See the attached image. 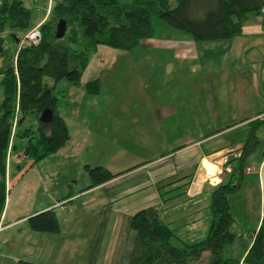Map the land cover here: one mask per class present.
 <instances>
[{"label":"crops","instance_id":"obj_1","mask_svg":"<svg viewBox=\"0 0 264 264\" xmlns=\"http://www.w3.org/2000/svg\"><path fill=\"white\" fill-rule=\"evenodd\" d=\"M51 2L36 26L48 17ZM162 27V36L155 33L130 51L99 45L80 84L59 95L58 111L68 124L71 140L58 152L71 157L74 166L78 161L85 166L92 161L82 154L84 148L95 150L97 155L102 150L106 161L97 164L119 175L88 189L89 179L78 189V175L72 171L61 181L55 178L52 184L54 176L25 157L27 144L19 142L21 146L9 152L8 193L0 222V264H15L19 259L78 264V245L85 244L89 236L94 253L91 264H97L99 258L101 264H128L136 236L131 218L150 206L157 207L173 228L188 227L187 235L193 240L208 233L210 220L204 219L205 210L209 213V194L224 178L228 161L241 153L249 123L258 117L264 120V9L248 17L240 35L226 40L196 41L187 32ZM131 51L159 54L156 58L160 57L163 78H140L138 84L148 87L150 93L132 94L134 91L127 89V96L120 93L123 85L132 86L136 80L109 77L105 94V70L112 71ZM163 52L170 59L164 60ZM93 80L101 82L99 93L87 91L86 84ZM78 99L94 103L87 114L90 120L81 122L82 126L90 124L94 134L90 143L78 138V125L75 135L71 127L70 121L78 115ZM205 164L216 165L217 173L209 174ZM248 168L252 170H246V175L253 180L249 188L262 197L264 153L255 155ZM188 181L187 193L168 201L161 196L162 191ZM168 183L172 184L159 189ZM46 185L60 187L61 195L45 192ZM173 194L171 191L167 197ZM182 198L186 200L180 202ZM78 200H82L84 212L95 211L98 220L78 219ZM50 208L57 212L60 230H32L28 218ZM258 224L256 221L254 227Z\"/></svg>","mask_w":264,"mask_h":264},{"label":"trees","instance_id":"obj_2","mask_svg":"<svg viewBox=\"0 0 264 264\" xmlns=\"http://www.w3.org/2000/svg\"><path fill=\"white\" fill-rule=\"evenodd\" d=\"M264 9V0H52L50 13L40 24L42 39L37 44L21 46L13 55L1 46L0 57L5 68L3 74L4 98L0 102V222L7 199V163L9 152L16 147V137L26 138L25 157L34 163L58 152L71 140L68 124L58 111L59 81L67 79L80 84L81 77L99 45L130 51L145 39L155 35L153 15L169 26L187 32L196 41H215L234 38L242 33L245 21L251 14ZM31 9L22 0H0V32L6 28L25 29L31 25ZM65 19L67 30L62 38L56 37L57 23ZM48 78L52 82L48 81ZM90 94L100 92V80L86 84ZM45 108L54 110L50 122H43L40 114ZM32 115L37 125L24 126ZM260 117L248 125L247 137L241 153L228 161L230 169L211 190L207 235L197 241L180 238L182 246L172 239L177 232L164 221L155 206L136 212L131 228L136 236L128 264H264V192L260 204L259 224L246 236H251L249 248L242 258L225 257L224 249L238 237L233 229L235 217L230 196L244 183L249 158L258 147ZM91 178L87 187L104 184L117 175L103 165H86ZM190 181L162 191L168 201L187 193ZM172 183L164 184V187ZM86 188V189H87ZM174 191L170 197L167 195ZM32 230L58 232L60 230L55 208L40 211L28 218ZM15 264H41L19 259Z\"/></svg>","mask_w":264,"mask_h":264},{"label":"rangeland","instance_id":"obj_3","mask_svg":"<svg viewBox=\"0 0 264 264\" xmlns=\"http://www.w3.org/2000/svg\"><path fill=\"white\" fill-rule=\"evenodd\" d=\"M25 5H27L31 9V25L34 27L36 26L43 18L45 13L48 10V5H49V0H22ZM58 1V0H56ZM124 3L129 2L130 0H121ZM152 23L155 29V33L157 36H162L163 32V27L164 28H169L168 26L162 19H160L158 16L153 15L152 17ZM162 24V25H161ZM164 24V25H163ZM172 29V27H170ZM174 32H181L177 29H172ZM26 30H17L13 28H6L4 31L0 32V53H1V46H3L6 50H9V55H13L19 45V42H17V38L23 39L26 35ZM165 35V34H164ZM168 39V37L166 38ZM144 55H142L139 52H133L129 53V55H125L123 58H121L118 62L117 65H115V68L108 72V70H105V75L108 73L107 77L104 80V90L103 92L106 94L107 93V81L110 77L111 80H123L125 82L130 81V80H136L133 81L135 82L132 86H126V84H122L124 87V90L120 91V93H124L129 96L128 93H126V90L129 89V91H134L132 94L139 93L140 91L143 94L150 93V89L147 87L144 89L142 86L138 84V81L140 78H148V77H159L163 78V73L164 69L159 68V56L156 58V52L151 54H146L143 52ZM167 54V55H166ZM161 55V54H160ZM162 57H165L164 60L170 59V56L168 53L163 52ZM92 57V56H91ZM156 60V61H155ZM160 62H163L162 60ZM145 64V65H144ZM155 64V65H154ZM6 66L0 57V70L4 69ZM153 67V68H152ZM107 72V73H106ZM147 72V73H146ZM144 73V75H143ZM3 74H0V102L4 98V91H3ZM49 82H52L51 79L48 78ZM146 82H148V79H146ZM179 83V81L177 82ZM181 83H179L180 85ZM73 85L70 81L67 79L59 81L56 89V94L59 97V95H62V92L69 88V86ZM180 86V90H181ZM131 94V95H132ZM79 97V95H78ZM62 100H64L62 98ZM94 108V103L91 102H84L81 101V99H78V115L75 116V118L70 121L71 127L73 130V134L75 135L76 132V126L78 125V138H84L86 139L89 143L91 142V139L94 138V134L91 133L90 129V124L85 123L83 126L81 124L82 119L83 123L89 121V117L87 116L90 115V111H92ZM68 119L69 114H68ZM37 119H35L34 116L29 115L27 120L24 122V126L27 125H37ZM86 125V126H85ZM85 126V127H84ZM75 130V131H74ZM258 134V147L255 149V152L252 156L247 158V164H251L254 156L256 155H263L264 153V123L259 126V130L257 132ZM16 143L18 146H21L22 143L27 144V139L26 138H21V137H16L15 138ZM19 142H21V145H19ZM89 145V144H88ZM20 151V147L19 150ZM17 151V152H18ZM100 154H96L95 150L90 149L89 147L87 149H83L82 154L84 156H88L92 163L91 166H96L98 165V161H106V158H103V154L101 153L102 150H99ZM62 150L58 153H53L46 158L42 159L41 161L37 162L39 168L44 171L46 174L54 176L53 179H51V183L53 184V181L55 178H59V181L65 179L68 177V174L71 173L72 171L76 172V175H78V189L81 187H84L87 183V180L91 179L89 176L88 171L86 170V165L80 164L78 161V165L74 166L73 165V160L71 157H68L67 155L60 154ZM25 166V165H23ZM205 168H207V171L209 174L215 175L217 173V167L215 166H210L208 164L204 165ZM252 176L246 175L244 183L242 185V188L235 193L234 195L230 196V200L232 201V212L235 217V222L233 224V229L234 231L238 234L237 239L232 245L227 246L224 249V256L225 257H233V258H242L245 255V251L247 248H249L250 243H251V236H246L248 232L253 228V225L255 222L258 220L260 211H261V198L256 190H251L249 188V183L253 181ZM45 192L50 191L53 193V195H61L60 193V187H53L51 188V185H46L44 186ZM56 189V192H55ZM253 189V188H252ZM59 192V193H58ZM64 193V192H63ZM211 194H209L210 197ZM258 195V196H257ZM187 198V197H186ZM186 198H182L179 201L183 202L186 200ZM82 200H78V219L80 220H85V221H90L92 222L94 219L98 220L99 215L93 211V212H84V207L81 205ZM58 212H61L58 210ZM205 219L204 222H208L210 220V215L207 210H205ZM209 224H207L208 226ZM176 228V232L178 237L173 238L172 241L175 245L177 246H182L183 244L180 242V238L188 240V241H197L193 240L189 235H187V229L188 227H182L180 225H174ZM90 233H92L94 230L89 229ZM207 235L204 234V236H199V239H203ZM186 236L188 238H186ZM203 237V238H201ZM198 239V240H199ZM92 240V237L89 236L86 238L85 244L78 245V264H91L94 262V253H93V245L90 243ZM104 246L102 248L101 256L103 254ZM37 260V258H36ZM207 260V253H204L202 256L201 262H192L191 264H205ZM34 261V260H32ZM50 263H54L53 261ZM97 264H101V258H99V262Z\"/></svg>","mask_w":264,"mask_h":264},{"label":"water","instance_id":"obj_4","mask_svg":"<svg viewBox=\"0 0 264 264\" xmlns=\"http://www.w3.org/2000/svg\"><path fill=\"white\" fill-rule=\"evenodd\" d=\"M66 30H67L66 20L60 19L59 22L57 23L56 37L57 38L64 37ZM17 42H19V38H17ZM53 114H54V110L52 108H45L40 114V119L43 122H50L53 118Z\"/></svg>","mask_w":264,"mask_h":264},{"label":"built area","instance_id":"obj_5","mask_svg":"<svg viewBox=\"0 0 264 264\" xmlns=\"http://www.w3.org/2000/svg\"><path fill=\"white\" fill-rule=\"evenodd\" d=\"M42 36L43 35L40 29V25L35 26L26 33L23 39L20 40L19 47L37 44L42 39ZM227 169H230V167H228ZM57 205L61 206V203Z\"/></svg>","mask_w":264,"mask_h":264},{"label":"bare ground","instance_id":"obj_6","mask_svg":"<svg viewBox=\"0 0 264 264\" xmlns=\"http://www.w3.org/2000/svg\"><path fill=\"white\" fill-rule=\"evenodd\" d=\"M21 39H19V42H20Z\"/></svg>","mask_w":264,"mask_h":264}]
</instances>
